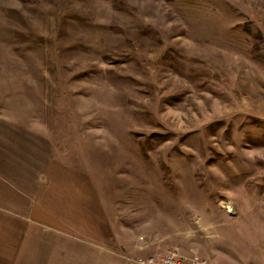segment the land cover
<instances>
[{"label": "rangeland", "instance_id": "1", "mask_svg": "<svg viewBox=\"0 0 264 264\" xmlns=\"http://www.w3.org/2000/svg\"><path fill=\"white\" fill-rule=\"evenodd\" d=\"M1 86L87 168L108 264H264V0H0Z\"/></svg>", "mask_w": 264, "mask_h": 264}, {"label": "crops", "instance_id": "2", "mask_svg": "<svg viewBox=\"0 0 264 264\" xmlns=\"http://www.w3.org/2000/svg\"><path fill=\"white\" fill-rule=\"evenodd\" d=\"M4 88L0 264H108V213L87 168L70 163L56 133L29 116L43 114L42 102L28 95L21 103Z\"/></svg>", "mask_w": 264, "mask_h": 264}, {"label": "built area", "instance_id": "3", "mask_svg": "<svg viewBox=\"0 0 264 264\" xmlns=\"http://www.w3.org/2000/svg\"><path fill=\"white\" fill-rule=\"evenodd\" d=\"M144 264H211L205 257L187 256L180 253L177 249H172L164 254L161 258L150 257L141 260Z\"/></svg>", "mask_w": 264, "mask_h": 264}]
</instances>
